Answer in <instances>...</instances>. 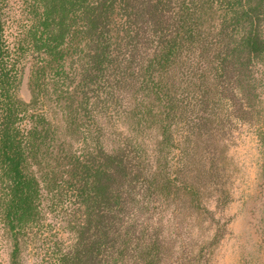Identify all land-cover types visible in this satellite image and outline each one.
Returning <instances> with one entry per match:
<instances>
[{"label":"rangeland","instance_id":"rangeland-1","mask_svg":"<svg viewBox=\"0 0 264 264\" xmlns=\"http://www.w3.org/2000/svg\"><path fill=\"white\" fill-rule=\"evenodd\" d=\"M109 2L92 37L69 14L54 60L27 36L43 5L0 1L11 129L36 180L11 218L0 166V264H264V58L229 55L246 0ZM254 14L264 38V0ZM98 171L108 192L87 205Z\"/></svg>","mask_w":264,"mask_h":264},{"label":"trees","instance_id":"trees-1","mask_svg":"<svg viewBox=\"0 0 264 264\" xmlns=\"http://www.w3.org/2000/svg\"><path fill=\"white\" fill-rule=\"evenodd\" d=\"M1 1V0H0ZM43 5L41 25L42 29L35 30L31 34L27 35L30 39L31 45H34L35 49L39 52H47V55L57 60L58 55L61 54L62 43L65 42L66 35L64 31L67 29L64 27V20L72 13L74 21L79 20L80 26L83 28L77 33L94 35L97 28L105 19L106 14L109 17V13L114 10L112 5L113 0H38ZM122 1V3H121ZM127 4L131 0H126ZM254 0H246L248 8L246 11H242V15L239 16V21L243 18L248 19V25H244L245 34L236 43V47L230 52L233 58H235L236 64H240L244 67L247 63L242 58H246L250 61L254 58H264V38L261 32L255 24L254 14L257 8L261 6L260 0L254 7L251 8V3ZM119 5H125V0H120ZM194 2L191 4L193 5ZM3 4L0 5V99L5 102L0 104V110H4V113H0V166L5 167V170L11 172V179L13 185L12 201L9 206V216L11 218L14 215H18L21 219L26 217V213H29L32 209V195L34 178L28 179L22 170V164L24 163V156L21 154V144L17 142L16 132L11 129L12 116H11V95L9 94L11 89V82L15 76L16 62L8 64L5 56L9 55L8 48H5L3 40V26L2 13ZM246 6V7H247ZM124 8V7H123ZM9 61V59H8ZM10 62V61H9ZM37 128H34L30 134L34 138L39 132ZM106 176L110 175L108 172L104 173ZM95 182L85 190L86 198L84 202L88 205L92 202L91 199H102L106 196L108 189L102 184V173L99 171L96 173ZM89 185V182L86 183ZM36 193V189L34 190ZM91 192V193H90ZM92 194V195H91ZM111 264H116L114 256H110Z\"/></svg>","mask_w":264,"mask_h":264}]
</instances>
